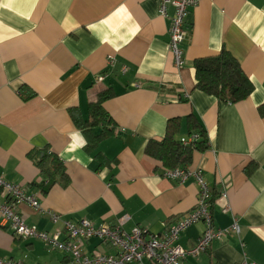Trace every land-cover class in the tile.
Returning a JSON list of instances; mask_svg holds the SVG:
<instances>
[{
	"label": "crops",
	"instance_id": "crops-1",
	"mask_svg": "<svg viewBox=\"0 0 264 264\" xmlns=\"http://www.w3.org/2000/svg\"><path fill=\"white\" fill-rule=\"evenodd\" d=\"M167 12L159 14L158 0H0V174L37 195L38 208L15 205L25 223L61 240L62 222L82 219L160 232L193 207L199 187L193 177H163L143 148L162 138L170 117L182 118L186 136L192 114L208 147L194 150L187 168L209 187L212 225L236 219L241 234L181 264H264V0H199L185 19L180 66L168 46L172 7ZM222 49L253 84L234 103L195 87L193 61ZM100 91L111 94L101 106L114 129L97 139L105 125L83 122ZM44 149L68 177L46 194L32 185L41 175L29 157ZM203 228L189 225L178 243L192 246ZM79 242L86 254L116 251L97 237ZM67 256L38 237L13 236L0 218V258L65 264Z\"/></svg>",
	"mask_w": 264,
	"mask_h": 264
},
{
	"label": "built area",
	"instance_id": "built-area-1",
	"mask_svg": "<svg viewBox=\"0 0 264 264\" xmlns=\"http://www.w3.org/2000/svg\"><path fill=\"white\" fill-rule=\"evenodd\" d=\"M199 0H158V12L167 17V9L172 7L169 17V49L172 51L177 66L183 63V50L179 46L185 34L184 23L189 10L197 5ZM110 59L109 63H112ZM106 73L97 75L96 82L101 81ZM198 138L196 133L180 138L183 144H191ZM162 176L183 182L188 177H193L199 187L197 199L191 209L186 211L176 220L168 223L160 232H151L146 228L134 226L130 230L122 228L124 219L117 225L110 226L106 223L94 224L90 220L82 219L77 223L63 221L64 239H59L58 234H48L39 231L33 225H27L15 205L26 203L34 208L40 206L35 193L28 192L24 186L6 181L0 174V218L4 225L12 230L15 237H38L49 248H54L67 253L65 264H181L187 256L196 257L199 253L210 249L215 240L223 241L230 234H241V227L236 219L226 227L212 225L209 210L210 192L200 170L192 171L185 168H163ZM224 193H222V196ZM51 220L56 223L59 215L50 213ZM203 223L204 228L194 244L188 248L178 243L179 235L189 225ZM97 237L101 243H107L116 249L115 253L107 254L94 251L92 254L83 253L79 240ZM0 264H24L20 260L0 258ZM245 264H255L245 261Z\"/></svg>",
	"mask_w": 264,
	"mask_h": 264
},
{
	"label": "trees",
	"instance_id": "trees-1",
	"mask_svg": "<svg viewBox=\"0 0 264 264\" xmlns=\"http://www.w3.org/2000/svg\"><path fill=\"white\" fill-rule=\"evenodd\" d=\"M195 72V87L213 95L218 100L229 103L246 98L253 90V84L240 68L239 63L222 49L218 54L193 61ZM111 94L108 91H100L96 100L88 105V121L85 125L104 124L105 129L93 138L101 139L112 135L114 125L110 116L102 108V102ZM264 112V110H261ZM187 123V135L196 133L198 138L191 144H183L180 141V128L182 118L170 117L165 122V130L160 140L149 139L143 148L148 156L161 162L163 168H185L191 160L194 150L203 151L208 147V139L199 121L192 114L184 119ZM110 125V127H107ZM196 129V130H195ZM34 164L39 169L41 179L32 185L41 193L46 194L50 186L58 178L68 180L65 167L61 159L49 149L29 154ZM162 168V169H163ZM211 200V199H210Z\"/></svg>",
	"mask_w": 264,
	"mask_h": 264
},
{
	"label": "rangeland",
	"instance_id": "rangeland-1",
	"mask_svg": "<svg viewBox=\"0 0 264 264\" xmlns=\"http://www.w3.org/2000/svg\"><path fill=\"white\" fill-rule=\"evenodd\" d=\"M84 253V252H83Z\"/></svg>",
	"mask_w": 264,
	"mask_h": 264
}]
</instances>
